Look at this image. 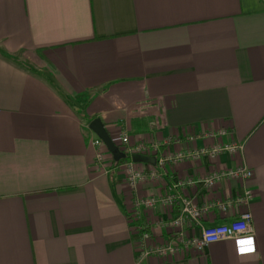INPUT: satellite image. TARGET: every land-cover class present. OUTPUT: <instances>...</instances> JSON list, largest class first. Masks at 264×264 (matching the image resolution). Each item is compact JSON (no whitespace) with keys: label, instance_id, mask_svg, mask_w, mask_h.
<instances>
[{"label":"crops","instance_id":"obj_1","mask_svg":"<svg viewBox=\"0 0 264 264\" xmlns=\"http://www.w3.org/2000/svg\"><path fill=\"white\" fill-rule=\"evenodd\" d=\"M94 119L158 145L156 164L104 174ZM129 162L155 177L131 188ZM237 167L252 178L199 185ZM247 189L246 206L208 208ZM168 195L207 208L203 227L249 211L255 252L226 240L139 261L130 216L167 240ZM0 264H264V0H0Z\"/></svg>","mask_w":264,"mask_h":264},{"label":"built area","instance_id":"obj_2","mask_svg":"<svg viewBox=\"0 0 264 264\" xmlns=\"http://www.w3.org/2000/svg\"><path fill=\"white\" fill-rule=\"evenodd\" d=\"M224 134L225 132H220L218 135L222 136ZM114 143L126 156H149V154L158 151V145L146 146L144 144H139L132 146L129 142V136L125 131L119 132ZM89 145L95 150L94 163L104 174H108L110 167L116 164L112 156L107 152L101 140L95 135L89 139ZM236 149H239V147L217 146L214 148L213 152L235 151ZM175 158L180 159L182 156L177 155ZM158 165L163 167L164 160H160ZM123 176L128 185L131 188H135L136 185L147 176L154 178L155 173L152 171L146 172V170L144 171L137 168L134 163L129 162L124 165ZM251 178L252 172L250 170L245 167H237L236 169L227 170L225 172L213 173L201 180L199 185L207 190H212L223 179L242 180L246 182ZM186 185H190V183ZM252 199L253 192L247 189L236 199L225 203L216 201L210 204L208 208L217 209L222 215H227L229 210L234 206H246ZM177 202L180 204L178 215L161 226V228L166 230L169 236L167 240L161 243H153L150 231H144V227L134 226V222L139 220V215L135 211L132 212L130 223L133 228V233L136 236L135 250L139 253V261L152 257L159 259L173 258L185 251L202 254L211 244L226 240H230L234 243L236 253L239 256L253 254L255 252L254 229L252 226V216L249 211L245 210L237 219L227 224L214 227H203L200 221L207 208H200L194 197L168 195L164 200L160 201V203L166 204L169 207ZM157 203V199L149 198L141 200L139 205L144 210H152Z\"/></svg>","mask_w":264,"mask_h":264},{"label":"water","instance_id":"obj_3","mask_svg":"<svg viewBox=\"0 0 264 264\" xmlns=\"http://www.w3.org/2000/svg\"><path fill=\"white\" fill-rule=\"evenodd\" d=\"M88 129L103 143L107 152L112 156L115 163L126 160L127 156L122 153L115 145L107 130L99 119H94L88 124ZM131 160L134 163H144L155 165L156 160L153 157H147L144 155H132Z\"/></svg>","mask_w":264,"mask_h":264},{"label":"trees","instance_id":"obj_4","mask_svg":"<svg viewBox=\"0 0 264 264\" xmlns=\"http://www.w3.org/2000/svg\"><path fill=\"white\" fill-rule=\"evenodd\" d=\"M88 121H91V120H88ZM124 162H126V160L120 161L119 163H116L115 165L117 166V165L124 163ZM147 230H148L147 228H144V231H147Z\"/></svg>","mask_w":264,"mask_h":264}]
</instances>
